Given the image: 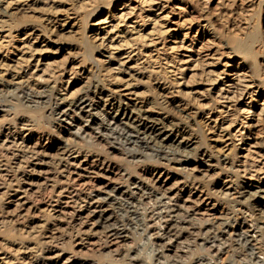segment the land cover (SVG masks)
Wrapping results in <instances>:
<instances>
[{
  "label": "bare ground",
  "instance_id": "6f19581e",
  "mask_svg": "<svg viewBox=\"0 0 264 264\" xmlns=\"http://www.w3.org/2000/svg\"><path fill=\"white\" fill-rule=\"evenodd\" d=\"M206 1L0 0V91L16 85L27 93L22 103L35 106L41 101L33 97L41 98L48 87H56L58 102L49 107V114L55 116L78 107L83 87L92 86L88 98L104 101L110 109L116 107L113 117L122 113L129 130L114 128L118 135L111 141L112 131L107 130L113 128L91 127L88 118L69 127V134L79 139L93 136L131 162L142 161L144 144L153 150L156 161L175 166L156 162L146 169L151 179L122 168L127 182L120 186L125 189L112 186L117 192L112 194L103 190L109 183L96 184L99 178L109 181L104 173L113 172L106 156L76 150L75 139L69 137H58L56 146L33 141L32 121L16 127L0 125V138L4 137L0 195L6 194V204L11 206L7 213L18 217L33 213L37 206L32 200L36 203L39 196L52 191L47 193V208L33 213L37 215L28 228L32 233L28 240L10 243L17 245L14 254L12 246L10 251H0V264H57L63 252L56 251L51 243L55 235L47 229L65 216L78 226L101 227L121 240L128 232L145 234L148 229L146 240L133 247V255L126 256L124 264L179 262L169 261L164 252L188 251L183 244L188 243V235L200 240L195 245L198 249L211 248L197 264H226L227 248L234 245L254 254L261 250L258 236L264 237V215L252 211L257 223L249 226L242 211L243 202L264 194V75L248 63L251 53L250 48H240L246 42L243 38L227 37L219 46L204 36L209 24H221L224 18ZM219 1L226 5L231 0ZM240 1L245 11L255 4ZM74 36L81 37L82 45ZM61 52L65 54L58 58ZM77 83L78 89L70 91ZM196 118L208 143L202 144L193 130ZM189 156L196 159L193 171L199 175L176 177L178 166L188 162ZM12 168L13 176L8 170ZM214 169L221 177L214 182L215 188L208 189L200 177ZM53 173L60 174V184L52 181ZM74 186L91 188L77 202ZM215 196L238 207H226ZM38 232H44L42 241L33 239Z\"/></svg>",
  "mask_w": 264,
  "mask_h": 264
},
{
  "label": "rangeland",
  "instance_id": "374dc122",
  "mask_svg": "<svg viewBox=\"0 0 264 264\" xmlns=\"http://www.w3.org/2000/svg\"><path fill=\"white\" fill-rule=\"evenodd\" d=\"M216 1L218 3L220 2L219 0H207L205 4H207L209 7L214 6L218 8V12L220 14L222 13V16L224 17L223 21L221 24L218 22L216 23L215 21L209 24V26L206 28L207 31L204 34V36L210 40L212 39L211 41L216 42L218 45L223 43V41L228 40L227 37L228 38H237V37L243 38L242 40H245L246 42L242 43L240 48L241 49L250 48L251 55H248L249 57L248 63L250 64L253 70L257 71L258 75L260 76L264 75V5L262 3L263 1L254 0L255 1L254 2L255 4H253L254 6L250 10H247V11H245L246 9L240 0H233V1L231 0L226 5L218 4ZM116 7L118 6L116 5ZM222 11H224V13ZM92 18L90 17L88 23L92 21ZM215 36H217L218 38ZM74 37H77L78 44L82 45L81 37L79 36H74ZM212 37L213 38L215 37V38L213 39ZM222 37L224 38L222 39ZM220 49H223V48L220 47ZM64 54L65 52L59 53L58 58H63L62 56H64ZM76 86L78 89L79 83L72 86V88H70V91L75 92L74 89L76 90L75 88ZM92 90H93L92 86H85V88L83 87V92L79 94L81 100L80 102L77 103V105L78 107L80 106L83 110H80L77 106H74L73 108H71L70 110L66 112L67 114L61 115L59 113V114H54L55 116H53L49 114V107L55 105L54 102H58L56 98L59 96V94H58V89L56 87H53V86L48 87L47 90L44 92V95L41 98L33 97L34 100L41 101V103H38L35 106H27V105H24L25 103L24 104L22 103L23 102L22 97L27 95V93H24L25 91H23L16 85L14 87L13 86L2 87V90L0 91V125L7 123V124H10L16 127L17 125H19L20 122L32 121V123L30 122L32 124V129L30 130V135L32 137L31 136L30 137L34 139L33 141L40 140L44 143L46 141H49L50 144L56 146L58 137H61V138L69 137L73 141L75 139L74 145H75L76 150L80 152L81 150H83L82 153H86L87 151H89V153L91 154L93 153L92 155L97 154L96 156L101 157V158L106 156L105 158H109L110 159L109 162H112L110 163V165L112 166V171L115 173L113 172L104 173L107 176L109 175L108 176L110 178L109 181L99 178L98 179L99 181H97L96 184L101 185V183L99 182H102V181H104V183L106 184L109 183L110 185L106 188H103V190L105 192H110V193L112 191V194L117 193L115 190H112V186L113 187L115 186L116 188L121 187V189H125L124 185L120 186V184H124V183L126 184L127 182V179H126L127 174L124 173V169H126V171H128L131 175L143 176L146 179H151V173H149V171L147 172L146 169L148 167H151L152 165L153 166L156 165V162L162 161V164L165 165V167L167 168L175 167V166H172V164L171 165L167 164V162L164 160L158 159V161H156L157 159L154 158L153 155H151V153L153 154V150H151L150 148H147L144 144H142L143 145L142 148L144 150L143 152L144 156L140 155L139 157V159L140 160L142 159V161L131 162V161H128L130 157L125 159L124 156L121 155L117 149L111 148L104 141H99L95 139V137L92 138L93 136L91 135L90 132H88V130H85V131L90 133V135L89 134L88 135L90 137L92 136L91 138H89V139H92V141H89V139H87L88 136L85 137L84 139H79L75 137L73 134H69L68 132L69 127L75 126V124L77 123L82 124L83 122L82 119H88V118L91 119L89 121V125L91 127H96V126L98 127L99 124H102L104 126H111V128L113 129L116 127L118 128V127L123 126L122 128L129 130V127L125 126V124L123 123V122H127V120L122 117V113L118 112L113 117V114L116 111V107L110 109L106 105H104V101H101V100L99 101L95 98L93 99V101H91L92 99L90 100L92 96ZM9 91H10V94L8 93ZM79 91L80 90H78L77 92ZM62 108H66V106ZM89 113L92 115L88 116L87 114ZM54 117H60V120L55 121ZM63 118H64V121L61 120ZM198 119L199 118H196V123H192L193 130H195L202 144L208 143L205 137L206 135L205 130L203 129L201 123H199ZM69 122L70 124H73V125H69ZM117 128L116 130H119V128L118 129ZM74 129L75 128H70V130L72 131ZM113 129L107 130L108 132L112 131L111 132L112 137L109 138V140L111 141H114L112 140L114 139L113 136L118 135L115 129L114 131ZM3 138L4 137L0 138L1 139L0 149H2L3 147L1 146V144L2 145L4 144V143H1L3 141ZM113 145H116L115 147H120L119 144L116 142H114ZM53 152L54 150H52V153ZM188 158H189L188 162L181 164V166H178L180 169L175 171L177 172L176 177L181 176V175L183 176L184 174L191 173V172H194L195 174L199 175V172L193 171V167L197 165L196 159L193 156H189ZM211 162L215 163V159H212ZM13 169L14 168H12L11 170L8 169L10 172L9 174L11 176L15 174L14 173L15 169L14 170ZM217 170L214 169V171L212 170L206 174L204 173V175L202 176L200 175L201 176L200 178H202V182L203 180L205 181L204 184H206L208 189H211V187L215 188L214 182H216L217 178L221 177V176H218L219 174L215 173ZM50 177L52 179L54 178L52 180L54 183L60 184L59 183L61 180L60 174L53 173L50 175ZM92 185L94 184L90 183V186ZM78 187L74 186V188H76L75 192H77L78 194L76 195L77 202L79 201L77 198L84 197L85 195H87V193L90 191L89 188H91V187L88 188L87 186L86 187L78 186ZM49 190H47L48 192H45L43 196L41 195L38 197V200H39L38 202L35 203V201H37L36 199L32 200L33 205L37 206L36 207L37 209H42L43 207L44 209L47 208V203L49 202L48 198H49L50 192H52ZM102 195H105V194L102 193ZM156 195H159V194H156ZM259 195L260 197H258V199H251V200L245 199L246 200L245 203L243 202L244 205H243L242 212H244L245 215L247 214L246 215L247 218L245 220L246 225L254 226L257 223V220L255 219V217L251 215L255 209H256L255 211L260 210V213L262 212L261 214L264 215V210L262 208V205L264 204V194H259ZM216 198L217 200L225 204L226 207L227 206L229 208L238 207L234 202L232 203L228 200L226 201L223 200L225 198H218V197ZM6 200H7L6 194L0 195V251L2 250L7 251V248H8V251H10V248L12 246L11 252L12 251L14 252L17 245L15 244L10 245V243H12L14 240L17 242L21 240H28V237L30 236L29 229L31 225H33V219H35L34 215L36 216L38 213H37V209L34 207V210H33L34 212L33 211L31 212L37 213V214L28 213L27 215H24V217L23 216L18 217L16 215H9L7 211L10 213L9 208H11V206L9 204H6L7 203ZM142 205L143 204H141V206ZM116 212L118 213L120 211L117 210ZM116 212L114 213L116 214ZM249 216L250 217L252 216L253 218L251 217L250 219ZM65 217L64 219H62V221H53L52 223L53 226L52 224H50V226L48 225L49 228L47 229V230H50L51 228L52 234L55 235L54 236L55 238L51 239V243L55 246V248L57 247L56 251L63 252V254L59 256V259L56 262L57 264H82L83 262H86V261L87 262L94 261L93 262L94 264L99 263V262H105V261H110L112 264L113 262H116V264H124L123 262H128V259L126 258V256L133 255L131 251L132 249H134L133 247L137 246L139 241L146 240L144 238L147 235L146 232L148 231V229H146L145 234L128 232V237L121 240V238H114V236H108L107 235L108 233L105 234L104 229H102L101 227L95 228L93 230L91 229L92 227L90 226V224L88 225L79 224L78 226L77 221L73 219L71 220ZM252 219L254 220L252 221ZM88 232H94V233H92V235L91 233H89L91 235L89 236ZM151 232L152 230H150L148 234H150ZM43 234L44 232H38L36 233V235L33 234L34 241L35 240L37 241V239L38 241H42L40 239H42ZM256 235H258V232ZM258 238H260L261 250L258 253H256L257 255L254 253H251V250L247 248L242 249L241 247L234 245V246H230L227 248V251L225 253L226 256L223 259V261H225L226 264H241L243 262L244 264H264V237L258 236ZM185 241L188 243L183 242V244L184 245L187 244L189 248L188 251H178V250L175 251V249L173 248L174 252L173 250L172 251L168 250L164 252L165 255L170 256V258H168L169 261H171L173 258H176L179 262H174V264H197V260L201 255L208 254L211 252L210 251L211 248H208L207 246H205L207 248L204 247L202 249H198L199 246H195V245L200 240H193L191 235H188ZM216 244L218 243L216 242ZM130 262L132 263L133 261L131 260ZM133 263L139 264L140 262H137V263L133 262ZM170 263H173V260L169 262V264Z\"/></svg>",
  "mask_w": 264,
  "mask_h": 264
}]
</instances>
